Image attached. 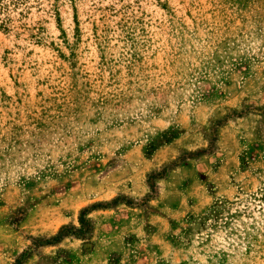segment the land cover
Here are the masks:
<instances>
[{
    "label": "rangeland",
    "instance_id": "1",
    "mask_svg": "<svg viewBox=\"0 0 264 264\" xmlns=\"http://www.w3.org/2000/svg\"><path fill=\"white\" fill-rule=\"evenodd\" d=\"M0 264H264V0H0Z\"/></svg>",
    "mask_w": 264,
    "mask_h": 264
},
{
    "label": "trees",
    "instance_id": "2",
    "mask_svg": "<svg viewBox=\"0 0 264 264\" xmlns=\"http://www.w3.org/2000/svg\"><path fill=\"white\" fill-rule=\"evenodd\" d=\"M80 223H81V227L79 229H77L76 231L82 235L84 234V232H86V228H85V225H88V221L83 217L80 219ZM69 235V231L66 230V229H61L60 231V236L57 237V238H62V237H66ZM56 238V239H57Z\"/></svg>",
    "mask_w": 264,
    "mask_h": 264
}]
</instances>
